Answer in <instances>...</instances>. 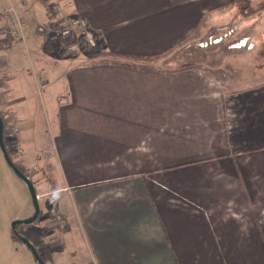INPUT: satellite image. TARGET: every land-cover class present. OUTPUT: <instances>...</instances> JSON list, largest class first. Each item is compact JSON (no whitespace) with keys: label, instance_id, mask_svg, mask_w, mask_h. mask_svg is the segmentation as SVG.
<instances>
[{"label":"crops","instance_id":"0c3cea01","mask_svg":"<svg viewBox=\"0 0 264 264\" xmlns=\"http://www.w3.org/2000/svg\"><path fill=\"white\" fill-rule=\"evenodd\" d=\"M233 1L0 0V12L28 14L17 39L0 23L7 87L23 58L35 93L59 87L52 60L75 32L41 34L49 7L76 9L100 53L115 55H75L53 131L44 122L33 134L23 97L13 101L22 158L47 167L43 191L67 222L73 264H264V70L254 60L231 83L228 71L166 57L220 30Z\"/></svg>","mask_w":264,"mask_h":264},{"label":"rangeland","instance_id":"374dc122","mask_svg":"<svg viewBox=\"0 0 264 264\" xmlns=\"http://www.w3.org/2000/svg\"><path fill=\"white\" fill-rule=\"evenodd\" d=\"M49 9L52 8H47V13ZM223 10L228 13V17H226V19L223 18L224 20H221L216 25H214V27H222L219 28L220 30H215L216 33L210 37H200L201 39L192 37L191 39L179 45L173 52L168 54L166 56L167 59L174 60L175 64L177 65L178 61H180V65L185 63L192 65L206 64L207 66H212L219 70L228 71L230 72L229 74H231L229 76L228 82L235 83V79L239 76V74L243 72L245 74L248 69L252 68L258 46L264 39V11L253 16L251 14L244 16L237 6H228ZM62 11L60 10L62 15L61 17L67 18H71L77 13L76 9L69 12V14L64 12L62 13ZM2 19L3 16L0 17V21H2ZM26 26L27 20L25 27ZM85 29L88 30V27ZM73 32H75V39L70 41L68 44L69 47L71 46V49H69V47L66 49L61 48L58 58L52 60V64L55 66V68L60 70L55 74L56 82L58 83L59 87L57 85L50 89L41 87L42 89L35 93L36 90L30 84L31 79L27 78L30 77V61H27L23 58L24 63L21 68L23 69V72H21L19 75L16 74L19 77H15L13 79L15 80L14 82L11 80V85L8 84L9 87H7V90L13 88L14 93L9 92L8 94L3 95L4 105L0 104V112H5L7 109H11L17 118L18 116L13 101L16 98L19 99L23 97L22 99H24V108L22 105H19L17 108L22 117L25 115V113L26 115L28 114L29 119L32 120L30 123L31 125L29 124L28 126H31L32 131L34 126H36L33 133L35 135L39 134L38 130L40 131L45 123L47 127L50 123L51 131H53L51 122L53 120V126H55V105L58 97L57 92H61L59 88L62 89L64 84L59 76L63 72L67 71L68 67L74 64L75 55L78 53H84L89 57H92L89 59H75V64L86 62L93 63L97 60H100L98 59L99 57L89 55V52L94 54L101 52L96 42H92L89 39L86 40L84 36L80 34L82 31L79 32L77 29H74ZM242 40H246L247 46L245 45L243 48L234 49L233 47ZM217 41L221 42L219 44H215ZM79 45H81L80 48ZM52 56L57 57L54 55ZM64 59L65 61H63ZM70 60L71 62H69ZM0 66L2 67L1 62ZM44 66H47V64L45 63ZM25 75H27V77ZM41 76H45L46 78L50 79L48 74ZM33 118H36V121H33ZM33 122H35V124ZM19 123V120H17L16 125L20 127L21 125ZM22 130L24 131V128L20 127V134L16 137V139L18 137L20 138ZM51 131L49 129V133H51ZM6 132L8 136L11 135L8 129ZM26 135H29L26 140L29 154L31 155L33 150L28 142L32 140V135L29 131H27ZM8 139H10V137H8ZM14 147L15 148L12 149V153H14L13 159L18 167H21L24 172H26V169L24 168L25 166L33 168L29 176L30 179L34 181V185L37 189L41 216L38 223L31 224L29 226H20V228L17 230L16 236H18L21 240L14 239L15 232L12 229V224L15 221H26L30 219L34 215V206L28 188L17 177L13 169L7 163L0 148V264H39L35 260L32 252L23 243L22 239H26L37 249L45 264L79 263L78 261H73L70 256L63 255V251L65 249H75L73 245L71 246L69 244V242L66 244V240L68 241V239H66L65 232L62 235L65 242V246H63L59 241L60 238H58L59 232H54L53 229H51L53 227V225L50 223L52 219V212L55 211L56 213L58 212V209H56L53 204L52 206L54 208L50 206L48 203V199L50 198L47 197L49 193L43 191L42 180H45L43 174L45 173L44 170L47 169V167L42 169V167L35 166V162L32 159L34 156H29V161L31 162L27 161V163H25V158H22L23 154L25 157V153L22 152V148L20 147L21 151H18L19 146L17 147L15 144ZM54 225L55 227L57 226L55 223ZM51 245H54V247L57 249L55 248L51 251L49 248Z\"/></svg>","mask_w":264,"mask_h":264},{"label":"built area","instance_id":"2783aa9c","mask_svg":"<svg viewBox=\"0 0 264 264\" xmlns=\"http://www.w3.org/2000/svg\"><path fill=\"white\" fill-rule=\"evenodd\" d=\"M43 1V0H39ZM58 9H49L47 13V22L41 26L38 27V31L43 35H51L55 37H65L70 36L72 34L73 29H77L79 32L82 31L80 34H82L84 37L89 39L90 41L94 42L93 35L89 33L87 29H85L87 26V23L85 19H83L80 15L76 13L71 18L67 17H61L57 16ZM3 16L2 21L0 23L7 24V29H3L6 31L10 37L13 38H19L26 25V20L28 14H18L14 8L10 7L6 11L0 12V17ZM1 35V34H0ZM4 88L6 91L7 88V79L6 76L3 73V69L0 66V104L4 105ZM5 120L7 121L8 130L11 133V136L15 139L19 133H20V127L16 125V122L18 118L15 116V113L11 109H7L4 112ZM26 175L29 176L32 172L31 168L26 169ZM51 222L53 225V229L57 231L58 229H65L66 228V221L65 218L60 215L58 212L55 213V211L52 212ZM55 224L57 226L55 227ZM61 244L64 243V239L62 238L60 240Z\"/></svg>","mask_w":264,"mask_h":264},{"label":"trees","instance_id":"16d2710c","mask_svg":"<svg viewBox=\"0 0 264 264\" xmlns=\"http://www.w3.org/2000/svg\"><path fill=\"white\" fill-rule=\"evenodd\" d=\"M237 6V8H239V10L241 11V13L244 15V16H248V14H251L252 16L253 15H256V14H260L261 12L264 11V0H259L258 2L256 3H253L251 0H235L231 3V6ZM57 16H61V13H60V10H58V13H57ZM91 55L92 56H95V57H105L107 58V56H115V55H112V54H109V53H92L91 52ZM116 57H119V56H116ZM121 58V57H120ZM122 59V58H121ZM135 59V58H134ZM139 60V59H138ZM156 60V59H155ZM255 62H256V68L260 71H263L264 70V39L260 42V45L258 46V49H257V52L255 54ZM127 66V65H125ZM0 116L2 118V121H3V124H4V136H3V143L5 145V148H6V151L8 153V156L10 158V160L14 163V165L24 174L26 175V172H24L21 167H18V165L14 162V153H12V149H14L15 147V144L18 148V151H21L20 149V140H19V137L16 139H14L11 135L8 136L7 134V129H8V123L6 122L5 120V116H4V112H0ZM8 137H10V139H8ZM25 169L27 168H31L33 170L32 167H24ZM27 171V170H26ZM31 174V173H30ZM27 176V175H26ZM30 178V176H27ZM34 183V181H32ZM37 190V189H36ZM38 194V193H37ZM41 215H39L38 219L36 221H34L33 223H30V224H27V225H22V226H29L31 224H35V223H38L39 222V218H40ZM52 224V222H51ZM20 228V227H19ZM18 228V229H19ZM68 230V225H67V222H66V228L65 229H58L57 232H59V241L62 239V235L63 233L65 232L66 234V231ZM17 233H14V236H15V240H21L18 236H16ZM61 243V242H60ZM63 246H65V244H61ZM40 255V254H39Z\"/></svg>","mask_w":264,"mask_h":264},{"label":"water","instance_id":"95a60500","mask_svg":"<svg viewBox=\"0 0 264 264\" xmlns=\"http://www.w3.org/2000/svg\"><path fill=\"white\" fill-rule=\"evenodd\" d=\"M3 136H4V124L2 121V118L0 116V148L5 156V159L7 161V163L10 165V167L13 169V171L15 172V174L17 175V177L26 185V187L29 190L30 196L33 200V206H34V215L26 220V221H15L12 224V229L15 233H17V230L20 226L22 225H27L30 223H33L34 221H36L40 215L41 209H40V203L38 201V194H37V190L36 187L34 185V183L32 182V180L27 177L26 175H24L15 165L14 163L10 160L8 153L6 151L5 145L3 143ZM23 243L28 247V249L32 252L35 260L37 261V263L39 264H45L44 261L42 260V258L40 257L37 249L26 239H22Z\"/></svg>","mask_w":264,"mask_h":264},{"label":"bare ground","instance_id":"6f19581e","mask_svg":"<svg viewBox=\"0 0 264 264\" xmlns=\"http://www.w3.org/2000/svg\"><path fill=\"white\" fill-rule=\"evenodd\" d=\"M221 41H217L215 44H219ZM214 43V42H213ZM245 45L247 46V42L246 40H242L241 42H238L237 45H235L233 48L234 49H240V48H243L245 47Z\"/></svg>","mask_w":264,"mask_h":264}]
</instances>
